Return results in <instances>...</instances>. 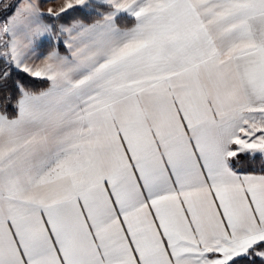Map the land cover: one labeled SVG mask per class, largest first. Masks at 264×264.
I'll return each instance as SVG.
<instances>
[{"label":"snow or ice","instance_id":"1","mask_svg":"<svg viewBox=\"0 0 264 264\" xmlns=\"http://www.w3.org/2000/svg\"><path fill=\"white\" fill-rule=\"evenodd\" d=\"M0 264H264V0H0Z\"/></svg>","mask_w":264,"mask_h":264}]
</instances>
